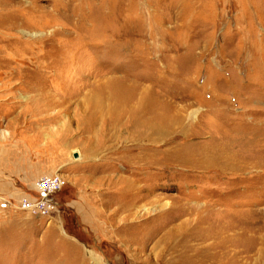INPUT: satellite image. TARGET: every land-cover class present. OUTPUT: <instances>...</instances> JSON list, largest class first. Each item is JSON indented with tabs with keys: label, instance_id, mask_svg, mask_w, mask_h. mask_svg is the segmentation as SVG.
<instances>
[{
	"label": "rangeland",
	"instance_id": "obj_1",
	"mask_svg": "<svg viewBox=\"0 0 264 264\" xmlns=\"http://www.w3.org/2000/svg\"><path fill=\"white\" fill-rule=\"evenodd\" d=\"M0 68V264H264V0H0Z\"/></svg>",
	"mask_w": 264,
	"mask_h": 264
},
{
	"label": "built area",
	"instance_id": "obj_2",
	"mask_svg": "<svg viewBox=\"0 0 264 264\" xmlns=\"http://www.w3.org/2000/svg\"><path fill=\"white\" fill-rule=\"evenodd\" d=\"M64 184L59 176H45L38 179L33 195L25 194L19 200V209L32 217L49 218L53 216L59 210L56 196L61 192Z\"/></svg>",
	"mask_w": 264,
	"mask_h": 264
},
{
	"label": "crops",
	"instance_id": "obj_3",
	"mask_svg": "<svg viewBox=\"0 0 264 264\" xmlns=\"http://www.w3.org/2000/svg\"><path fill=\"white\" fill-rule=\"evenodd\" d=\"M37 169V170H36ZM32 174H34L33 176H37V175H42V174H45V173H47V172H44L43 170H42V168L41 167H36L35 168V171L34 172H31ZM35 178V177H34ZM1 189V188H0ZM1 191V190H0Z\"/></svg>",
	"mask_w": 264,
	"mask_h": 264
},
{
	"label": "bare ground",
	"instance_id": "obj_4",
	"mask_svg": "<svg viewBox=\"0 0 264 264\" xmlns=\"http://www.w3.org/2000/svg\"><path fill=\"white\" fill-rule=\"evenodd\" d=\"M2 7H4V6H2ZM2 7H1V8H2ZM4 62H5V61H4ZM2 67H3V66H2ZM2 69H3V68H2ZM0 70H1V68H0Z\"/></svg>",
	"mask_w": 264,
	"mask_h": 264
},
{
	"label": "water",
	"instance_id": "obj_5",
	"mask_svg": "<svg viewBox=\"0 0 264 264\" xmlns=\"http://www.w3.org/2000/svg\"><path fill=\"white\" fill-rule=\"evenodd\" d=\"M75 157H77V156H75Z\"/></svg>",
	"mask_w": 264,
	"mask_h": 264
}]
</instances>
